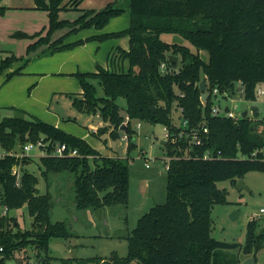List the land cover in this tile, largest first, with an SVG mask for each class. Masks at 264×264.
Instances as JSON below:
<instances>
[{"label":"trees","instance_id":"1","mask_svg":"<svg viewBox=\"0 0 264 264\" xmlns=\"http://www.w3.org/2000/svg\"><path fill=\"white\" fill-rule=\"evenodd\" d=\"M80 1L35 0L36 8L48 11L47 28L33 34L19 30L14 35L37 37L28 44L27 53L46 45L45 54L91 39L127 35L129 47H116L110 57L122 58L127 66L98 65L95 71H77L83 91L81 95L70 94L73 105L81 112H99L113 126L112 137L119 136L118 129L127 121L126 133L133 146L136 144L131 139L137 132L133 120L162 124L171 137L165 144L170 157L167 199L140 216L127 235V255L114 252L109 257L80 258L77 264H241V253L258 259L264 247V222H248L244 243L222 241L212 235L211 207L228 201L217 185L219 180L229 178L236 183L249 170L264 171V161L248 158L252 150L264 146V134L257 125L259 118L234 121L212 114V92L217 87L221 94L233 93L242 82L245 97L257 99L256 89L264 85V0H131L127 28L69 43L66 39L70 35L90 26L102 29L123 11L115 0L100 9H80L81 14L73 20L60 17L70 3L71 8L79 9ZM4 8L0 6L2 12ZM63 28L66 32L53 39V34ZM166 33L177 34L182 40L168 41L163 38ZM23 57H7L0 71ZM28 61L8 73V78L21 73ZM201 80L207 82L209 96L205 100L201 97ZM120 97L125 98V107L118 102ZM26 115V110L15 108L13 116L0 121V147L7 152L0 157V206L7 204L15 210L26 205L32 217L31 226L25 229L18 227L16 215L0 218V223L15 224L0 233V244L5 247L0 264L29 246L45 264H53L50 240L69 237L72 232L66 222L52 221L53 195L38 188L39 177L27 167L32 156L19 158L13 151L41 137L78 148L80 154L75 156H41L45 166L42 171L72 172L77 206L94 210L128 204L129 161L103 155L83 137ZM185 121L187 125L183 126ZM203 126H207V132ZM193 133L201 142L192 140ZM206 150L210 158L203 157ZM16 164L21 171L19 183L12 173ZM224 248L238 249L234 261L228 262L221 253Z\"/></svg>","mask_w":264,"mask_h":264},{"label":"rangeland","instance_id":"2","mask_svg":"<svg viewBox=\"0 0 264 264\" xmlns=\"http://www.w3.org/2000/svg\"><path fill=\"white\" fill-rule=\"evenodd\" d=\"M121 4L124 7L123 11L111 17L107 23V26L110 25L116 30L125 29L130 24L128 0H121ZM72 6L70 3L68 8L64 9L63 19L78 17L79 12L71 8ZM44 23L46 25L41 29L47 28L49 24V15L47 14L46 18L42 15V25ZM94 27H86L83 31L86 33ZM65 30L66 28L57 30L53 34V38L59 37ZM13 36L17 39L4 38L0 43V46L5 48V50L0 49V64L7 57L15 55L8 52L6 48L13 49L19 55H24L26 52L24 37ZM163 38L168 41L182 40L181 36L173 33H166ZM30 39L32 40V38ZM128 42L127 35L110 37L102 41L87 40L54 54L33 59L26 66L27 72L22 75L23 80L28 83L26 93L29 98L33 99L32 102L37 107L39 115L46 117L45 119L49 121L63 124L70 133L86 137L100 151L112 148L113 152L108 156L126 159L129 161L130 167L131 181L128 204L106 206L102 209L100 218L96 209L77 206L72 172H46V174L42 171L45 166L41 160L31 161L28 164V169L34 171L39 177L37 186L40 191L47 192L49 190L53 195L52 221L66 222L72 232L69 237H54L50 240L49 253L52 256L53 264H64L63 262L69 259L73 260L72 264H77L79 260L76 259H88L94 256L109 257L114 252L121 256L127 255L129 248L127 235L136 226L140 216L155 204L164 203L167 199L168 167L166 165L170 157L167 154V146L162 141L167 140L168 142L170 138L164 136L165 126L141 121L140 126L137 127L138 120H133L132 125L137 131L131 139L136 144L134 146L131 145L129 138H123L126 133L125 129H118L119 136L112 137L109 131L112 127L110 123L102 126L103 130H100L102 127L98 128L99 130L96 132L100 135L98 136L92 132L91 126L100 117L99 112H79L73 105V98L70 95L82 87L80 78L76 74L79 69L82 67L94 69L98 65H104L107 61L108 50L112 46L121 43L128 44ZM203 55L207 57V53ZM119 103L122 106L126 105L125 98L120 97ZM253 105L259 107L257 125L261 127L264 134V122L260 121L264 116V101L259 98L255 102H243L242 108H250ZM38 153V150H33L32 155L29 156ZM39 164L42 169L38 167ZM241 178L250 190L238 189L236 183L229 178L219 180L217 183L218 187L224 190L228 200L214 203L211 207V217L214 222L212 235L222 241L244 243L247 238L248 222L264 205V171L249 170ZM11 214L17 216L19 228L25 229L31 226L32 217L29 215L26 205L13 209ZM256 220L260 223L264 222V214L258 216ZM220 251L228 259V262L234 261L238 254L237 248H224ZM27 253L35 255L36 251L29 246ZM19 254L20 251H17L15 255ZM240 257H243L242 254ZM263 263L264 247L259 250L257 259V264ZM8 264H14L13 259L8 261Z\"/></svg>","mask_w":264,"mask_h":264},{"label":"crops","instance_id":"3","mask_svg":"<svg viewBox=\"0 0 264 264\" xmlns=\"http://www.w3.org/2000/svg\"><path fill=\"white\" fill-rule=\"evenodd\" d=\"M111 1H115V0H81L79 3V6H78L79 9H76V11H78L79 15H80L81 14L80 9H92V8L93 9H100V8H102V6H104L105 4H107ZM130 1L131 0H128L129 14H130ZM0 6L5 7L3 13H1L2 11L0 9V11H1L0 12V26H1L0 43H2L1 41H3L4 38L10 39V40L17 39L13 35L15 32H17L19 30L26 32L28 34H33L37 31H40L42 26L46 25L45 23L42 25V15L44 18H46V14L48 15V11L44 10V9L36 8L35 0H1ZM116 6L124 9L123 5L121 4V0H117ZM63 12H64V10L60 12L61 18L63 17ZM43 13H46V14H43ZM130 18H131V14H130ZM71 20H73V19H71ZM66 30L64 32H66ZM107 31H116V29L111 27L110 25H108V26L106 25L102 29H98V28L94 27V29H91V31L88 30L86 33H84V31L82 29L79 32L70 35L66 39V42L70 43V42H73V41H76L79 39H86L87 37H89L91 35L98 34L101 32H107ZM54 38H56V37H54ZM34 40L35 39L31 40L30 38H26V37L23 38V41L26 43V52L24 55H19L18 53L14 52L13 49L11 50V49L6 48V50L8 52H12L15 55H17L18 57H21V56H24V57H23V59H19V60L12 62L9 67L3 69V71H0V121L4 117L13 116L15 114V108H17V109L26 110V112H27L26 116L32 115V116L38 117L44 121H47V122L52 123L58 127H61L64 130H67V128H65L63 126V124L49 121V120L45 119L46 117H42L41 115H39V113H38L39 111H38L37 107L32 102L33 99L29 98L27 93H26L27 88H28L27 87L28 83H26L23 80V76H22L28 70V69H26V66L33 59L51 55L48 53H46V54L42 53L43 50L46 48V45H41L36 50L31 51L30 53H27L28 44H30ZM118 46L127 49L129 47V42H128V44L121 43L119 45L112 46V48L110 50H108L107 61L102 66H104L106 68H113V67L120 68L121 66H123V67L127 66V61H124L120 57L116 56L114 60H111V58H110L111 53ZM0 49L5 50V48L1 47V46H0ZM54 53H52V54H54ZM26 59H29L30 61H28V63H26V65L21 70V73L14 74L15 76L9 79L8 73L19 68L25 62ZM97 67L94 69H92V67H82V69H79L78 71H95L97 69ZM12 88H15V89L13 90ZM82 91H83V89L81 87V89L79 91H76V93H72V94L81 95ZM10 92H12V95H10ZM118 102H119V99H118ZM125 106L126 105H124L123 107H125ZM138 122L141 123V121H138ZM142 122H144V121H142ZM105 125H108V122L104 121L100 116L96 120V123L91 126L92 132L95 135L100 136L99 134H96V132H98L99 127L101 128L102 126H105ZM137 127H139V126L137 125ZM112 129H113V126L110 128L109 131H111ZM68 132H70V131H68ZM84 139H86L91 144V142L86 137ZM105 142L107 144V140ZM97 150H100V149H97ZM0 151H2V150L0 149ZM104 151H106V150H104ZM104 151H100V152L103 155H111V152H113V149L110 148L106 152H104ZM32 160H33L32 162H36V161L41 160L40 154L39 153L35 154V155L33 154ZM40 166L41 165L39 164L38 167L40 169H42ZM241 254L243 256V257H241L242 260L248 256V255L243 254V253H241Z\"/></svg>","mask_w":264,"mask_h":264},{"label":"built area","instance_id":"4","mask_svg":"<svg viewBox=\"0 0 264 264\" xmlns=\"http://www.w3.org/2000/svg\"><path fill=\"white\" fill-rule=\"evenodd\" d=\"M165 65V64H164ZM162 65V66H164ZM226 93L221 94L219 89L215 87L213 89V95L215 96V103L212 106V114L218 115V116H225L233 119L234 121H237L238 119L243 117V112L245 110H248L247 117L257 118L259 117V111L258 116L254 117L252 114V106L250 108H242L243 102H255L257 99L261 98L264 101V85H259L256 89V100H249L245 97V89L242 82H239L237 84L236 90L233 93ZM209 94V92H208ZM237 94V95H236ZM209 96V95H208ZM261 119L264 120V116L261 117ZM187 125V121L184 122L183 126ZM138 126H140V123H138ZM204 132L208 131L207 126L202 127ZM192 130V129H191ZM164 136L166 138L171 137L170 130L167 129V127L164 128ZM184 132V131H183ZM181 132L180 134H183ZM193 132V131H192ZM123 138L128 139L129 136L127 133L123 135ZM174 139V137H173ZM192 140H195L196 143L201 142L200 138L197 134H192ZM2 151H0V157L6 155V151L0 147ZM33 150H38L40 156H58V157H64V156H75L79 155L80 152L78 148L69 146L65 142H59L54 141L52 139H45L44 137L38 138L36 140H28L23 145H20L19 150L13 151V153L19 157L22 158L24 156L31 155V152ZM204 158H210L211 153L206 150L203 154ZM248 158L253 160H261L264 161V146L257 147L254 150L248 154ZM149 165V164H148ZM147 165V166H148ZM168 167V163L166 165ZM12 173L17 176V183L20 182V165H14L12 169ZM12 210H10L9 206L7 204L0 206V218L10 215ZM264 214V205L259 208V212L254 214L251 219H256L258 216ZM15 227V224H13V221H7L4 224L0 223V233L2 231H7L9 229H13ZM28 249V248H27ZM27 249H22L20 254L16 256V252L12 254L9 258H7L6 262L3 264H8V261L13 259L14 264H45L42 257H39L37 254L30 255L27 253ZM5 247L4 245L0 244V258H2L4 255L2 252H4Z\"/></svg>","mask_w":264,"mask_h":264},{"label":"water","instance_id":"5","mask_svg":"<svg viewBox=\"0 0 264 264\" xmlns=\"http://www.w3.org/2000/svg\"><path fill=\"white\" fill-rule=\"evenodd\" d=\"M172 58L175 61L178 60V56L172 55ZM200 88H201V91H202V96H201L202 99H204V100L207 99L209 94H208V91H207V82H206V80H201ZM251 109H252L253 116L257 117L258 116L259 107L257 105H253ZM247 115H248V110H245L243 112V117L246 118ZM121 128L126 130V123H124L121 126ZM166 142H167V140H163L162 141L163 144H166ZM133 143H134V140H133ZM236 186L240 190H242V189L250 190V188L248 187L247 184H245V182H244V180L242 178L237 180ZM97 213H98V216L101 218L102 217V214H101L102 213V209L98 208L97 209ZM241 264H257V257L255 255H249V256H247L246 258H244L242 260Z\"/></svg>","mask_w":264,"mask_h":264}]
</instances>
